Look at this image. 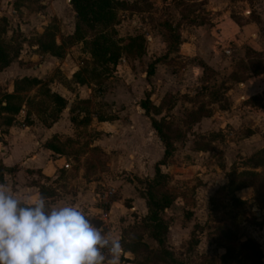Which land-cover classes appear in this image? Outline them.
<instances>
[{"label":"rangeland","instance_id":"obj_1","mask_svg":"<svg viewBox=\"0 0 264 264\" xmlns=\"http://www.w3.org/2000/svg\"><path fill=\"white\" fill-rule=\"evenodd\" d=\"M15 1L28 11L43 13L39 1L44 4L46 0H14L12 4ZM120 1H125L126 5L113 10L115 17L111 30L108 29L111 37L121 45L128 36L141 35L148 52L140 57H121L115 67L106 72L99 65H91L90 60L84 58L88 53L80 48L84 54L78 57L80 67L87 71L94 69L93 73L100 75L101 80L84 73L88 77L86 83L94 84L93 96L74 101L73 115L78 118L71 127V134L62 136L60 141L56 139L63 145L65 158L56 167L52 182L56 191L52 189V196L59 199L61 205L74 204L81 208L111 237H122L124 249L134 248L132 253L125 252L121 264H169L162 253L163 248L181 264H264L255 238L264 225V214L258 210L264 213V152L241 155L235 152L239 149L232 148L226 154L231 165L216 173L214 167L222 166V154L226 153L223 149L229 145L224 140L236 144L246 135L245 130L240 126L232 128L228 123L212 130L208 124L199 126L201 118L195 120L197 115L207 114L209 116L202 118H209L211 123L221 112L241 109L242 106L263 107L264 88L261 94L243 100L240 86L251 77L249 66L254 62L264 67V0ZM12 4L11 8H14ZM20 8L16 15L22 14ZM179 10L184 13V18ZM225 11L229 13V19L222 15ZM163 24H170L180 37L181 45L168 53L164 41L167 32ZM7 25L6 18H0V30ZM17 25V21L12 20L9 24L11 35L6 38L0 35L9 53L17 44L22 48V42L26 40ZM56 29L55 19L50 20L27 41L38 45V42L53 39ZM99 29V26L94 30L81 26L88 38ZM150 36L156 41L148 45ZM190 41L192 56L186 45ZM195 49L201 56L194 54ZM161 56V61L154 65L153 74L145 79L148 64ZM119 62L123 69L116 68ZM116 71L118 74L115 75ZM260 75L264 81V72L256 76ZM117 83L128 87L133 97H137L133 92L140 94L138 101L122 106L119 100H111L113 98L106 100L103 96L104 100L98 99L97 91L110 93L111 87ZM18 86L26 89L25 83ZM39 90L43 88L26 99L27 106L29 113L33 111L40 120L48 122L56 114L52 94ZM146 90H150V103L158 107L159 112L157 115L150 112L149 115L164 120L163 131L174 147L168 162L159 167L166 175L165 192L173 198L171 204L159 212L167 225L162 248L147 235L142 221L146 215L145 181L153 176L154 164L162 154L153 162L145 154L143 161H137L131 153L105 149V146L101 148L99 140L115 132L95 125L99 121L118 119L121 130L127 129L124 124L128 116L144 115L140 102ZM250 97L255 99L249 100ZM22 100L25 98L12 102L21 103ZM123 109L125 111L121 112ZM238 114L241 118L247 116L244 111ZM240 125L245 124L240 122ZM118 139L124 145L119 146L120 150H124L128 142L134 143L130 134H121ZM139 142L144 144L143 140ZM160 147L163 151L162 144ZM205 150L214 152L197 155L198 151ZM63 163H68L69 167L64 169ZM217 174L219 178L213 181ZM242 183L251 186L252 193L244 204L239 205L232 199L235 191H230V184ZM43 188L41 185L40 189ZM248 240L257 243L261 256Z\"/></svg>","mask_w":264,"mask_h":264},{"label":"crops","instance_id":"obj_2","mask_svg":"<svg viewBox=\"0 0 264 264\" xmlns=\"http://www.w3.org/2000/svg\"><path fill=\"white\" fill-rule=\"evenodd\" d=\"M9 1L10 3L7 5ZM12 1L14 0H0V18H6L8 22L4 30H0V35L4 38L10 36L12 31L9 24L12 23V20H16L18 23L17 28L23 33L22 36L26 40L22 42V48L19 54H17L7 66L0 70V97L4 94H10L15 97H23L25 100H22L18 111L13 114L11 124H2L1 121L4 114L0 113V164L3 167L0 183L6 184L20 199L31 201L39 196L38 190L41 185L50 187L54 192L56 191V189H54V183L52 182L55 178L56 167L59 162L65 158V152H54L46 148L44 143L53 136L60 141L62 136L71 134V127L78 118L73 115V103L76 99H91L94 93L92 91L94 84H78L72 77L73 73L81 68V62L78 59L79 54H84L80 51L82 47L81 42L70 44L63 42V38L71 35L74 31L75 14L69 3L66 0H46L44 4L39 1V4L43 6V13L28 11L26 8L20 6L21 8H19L22 14L16 15L15 10L11 8ZM222 15H226L225 17L229 19V13L227 11ZM53 19H55L57 25V29L53 35V43L62 50V55L59 57L53 56L48 52H41L37 44L27 41L30 35L38 31L41 26L43 28L46 23ZM248 26H251L250 23ZM155 39L156 38L153 36H150L148 45L153 44V42L156 41ZM186 45L188 46V53L192 56L191 53L193 50L191 47L193 44L190 41V43ZM145 51L148 52V49ZM194 54L201 56V53H198L196 49ZM84 58L89 60L88 55ZM204 62L205 64H209L207 61ZM123 63H125V61ZM120 64L122 63L119 62V66H116V68L123 69V65L121 66ZM114 73L116 75L118 71ZM23 77L37 79L40 83L26 89L13 85L15 80H19ZM260 78H262L261 75L251 76L244 82H241L240 88H242L243 92L241 99L245 100L249 96L261 94L264 88V81ZM256 82H259V84H256ZM40 85L47 89L49 94H56L66 101L65 106L57 113V117L53 121L49 120L48 124H44L43 120H40L39 115L35 114L33 111L29 113L28 104L26 102L28 97L36 93ZM111 89L110 93L109 91H97L100 96L97 98L102 99L103 96H105L106 100L113 98L111 100H119L122 106H125V104H129L131 101L132 103L138 101L140 97V94L138 95L135 92L133 93L136 94L137 97H133L132 92L129 91L128 87L122 86V83H117L116 86L111 87ZM0 104L4 105V101L2 100ZM125 109L121 112H124ZM242 109L244 113H247V116L243 118L238 114L243 112L241 111ZM248 109H250V111H246ZM80 119L83 120L82 117H80ZM237 120H240L239 123ZM240 122H243L245 125L241 127L242 125H240ZM119 123L120 121L115 119L108 122L99 121L95 124L97 128L101 129L106 127L115 132V134H109L108 138L104 135V138L99 140L102 142L100 143L101 148L105 146V149L110 148L118 152L121 151V153H131L132 158L137 161H143V155L145 154L149 156V161L153 162L162 154V149L160 147L161 143L155 136L149 124V119L145 114L142 117L140 115L128 116V121L124 124L127 126V129L122 128L121 130ZM227 123L230 124L232 128L240 126V129L245 130L246 135L239 141H236V144L224 140V142H227L229 145L228 147L226 145V148L223 149L226 153L222 154L224 158V160L221 161L222 166L214 167L216 173L228 169V166L231 165L229 157L226 156L228 151L239 149V151L236 150L235 152H239L241 155L245 153L252 154L264 147V105L256 109L242 106L241 109L237 108L235 110L221 112V115L218 116L216 121L211 123L209 118H201L199 126L205 127L208 124L209 128L215 130L223 127ZM139 128H142L141 132ZM125 130L128 131L125 132ZM121 134H127V136L130 134L132 140L134 138V143L128 142L124 150L119 149V146H124L118 139V136H121ZM142 140L144 144L139 142ZM59 145L63 147L61 143ZM153 146H158L159 148L155 147L150 151V148L152 149ZM213 152L214 151L211 150L198 151L197 155L205 156L206 154H213ZM218 178L217 174L213 181ZM251 193L252 187L246 186L235 191V196L241 200H246L251 197ZM47 198L50 207L63 206L59 199H54V196ZM258 210L261 215L264 214L261 209ZM258 233L259 236L255 238L259 243L264 258V225L261 226V230L259 229Z\"/></svg>","mask_w":264,"mask_h":264},{"label":"trees","instance_id":"obj_3","mask_svg":"<svg viewBox=\"0 0 264 264\" xmlns=\"http://www.w3.org/2000/svg\"><path fill=\"white\" fill-rule=\"evenodd\" d=\"M18 1H15L12 5L14 10L17 13V9L20 7L17 4ZM69 5L72 11L75 14V23L74 31L71 35L64 37L63 42L70 44L73 40L81 42L82 50L88 53L89 60L91 65L101 66L103 71L108 72L110 68H114L117 64V61L121 57H140L145 52V40L141 35L128 36L124 43L119 45L110 35L112 20H114L113 10L115 7L126 5L125 1L120 0H69ZM181 17H185L184 13L179 10ZM81 26H84L85 29L94 30L96 26H99L100 29L95 32L90 38L86 37L84 30H81ZM163 28L167 32V37L164 38L166 43V53L174 49L179 44V34L175 33L170 26V24H163ZM21 46L19 44L15 45L12 49V52L9 53L8 46L3 41L0 40V70L7 66L13 58H15L20 50ZM38 48L41 52H48L53 56H61L62 50L60 47H57L53 43V39L43 40L38 42ZM163 56L154 58L151 63L148 64L145 71V79L153 74L154 65L157 62H160ZM83 65V63H82ZM111 66V67H110ZM95 67V66H93ZM249 70V76H256L264 72V67L259 63L254 62ZM94 69L87 71L84 68H80L78 71L74 72L72 77L78 84L86 83V78H88L84 73L86 72L91 78H99L100 75H95L93 73ZM243 79V78H241ZM25 83L26 88H31L34 85L40 83L39 80L34 78L23 77L19 80H15L13 85L18 86L19 84ZM100 83V81H98ZM40 89L43 88L41 85ZM41 93H46L47 90H39ZM38 91V92H39ZM40 93V92H39ZM150 90H146L144 93V99L140 102V107L143 108L144 114L149 119V124L151 128L155 131V134L158 140L163 146V151L160 160L156 161L153 167V176L145 181L144 186V198H145V207L146 215L142 219L144 227H146L147 235L154 240L159 247L162 248L164 238L163 235L167 230V225L164 220L160 217L159 212L167 208L173 198L165 192V180L166 175L161 172L160 166L165 165L173 152V143L167 137L163 131L164 120L161 118L156 120L154 117L150 116L151 112L153 115H157L158 107L150 103ZM54 106L56 114L51 118L53 121L57 117V113L65 106L66 101L59 97L56 94L50 95ZM20 100L21 97H15L14 95L4 94L0 97V102L3 100L4 105L0 104V113H3L1 123L4 125H9L12 122V116L15 114L20 103H13V100ZM255 99V97H250L249 100ZM207 114L197 115L195 120H198L202 117H207ZM72 120V118H71ZM86 122V121H84ZM44 124H48L47 121H43ZM44 146L54 152H63L62 147L56 140V137H52L50 140L44 143ZM264 152V147L259 150V153ZM2 170L3 167L0 164V181L2 179ZM246 184H230V191H234L246 187ZM231 193V194H232ZM38 195H43L45 197H51L53 195L52 189L50 187H45L38 190ZM232 199L235 204L242 205L244 200H241L235 197L232 194ZM249 243H252L253 246L257 248V255L261 256L258 245L253 240H248ZM162 253L168 258L169 264H181L178 262L175 257H173L171 252L166 251L164 248L161 249ZM134 248L124 249V252L132 253Z\"/></svg>","mask_w":264,"mask_h":264},{"label":"clouds","instance_id":"obj_4","mask_svg":"<svg viewBox=\"0 0 264 264\" xmlns=\"http://www.w3.org/2000/svg\"><path fill=\"white\" fill-rule=\"evenodd\" d=\"M121 241L74 204L25 201L0 183V264H121Z\"/></svg>","mask_w":264,"mask_h":264},{"label":"built area","instance_id":"obj_5","mask_svg":"<svg viewBox=\"0 0 264 264\" xmlns=\"http://www.w3.org/2000/svg\"><path fill=\"white\" fill-rule=\"evenodd\" d=\"M62 167H63L64 169H66V168L69 167V164H68V163H63ZM122 256H125V252L123 253Z\"/></svg>","mask_w":264,"mask_h":264},{"label":"water","instance_id":"obj_6","mask_svg":"<svg viewBox=\"0 0 264 264\" xmlns=\"http://www.w3.org/2000/svg\"><path fill=\"white\" fill-rule=\"evenodd\" d=\"M68 3H69V0H66ZM142 111V113H143V110H141Z\"/></svg>","mask_w":264,"mask_h":264}]
</instances>
